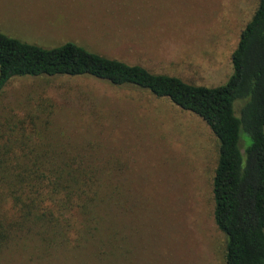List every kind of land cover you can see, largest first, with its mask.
I'll use <instances>...</instances> for the list:
<instances>
[{"label":"rangeland","instance_id":"obj_1","mask_svg":"<svg viewBox=\"0 0 264 264\" xmlns=\"http://www.w3.org/2000/svg\"><path fill=\"white\" fill-rule=\"evenodd\" d=\"M257 5L0 0V32L42 48L72 42L154 74L217 87L232 73L231 54ZM25 118L41 128L21 132L30 146L53 151L57 143L91 177L87 195L101 201L94 209L98 235L81 250L53 255L48 180L27 217L16 194L0 199V264H225V239L212 215L217 143L200 118L131 85L13 78L0 94V125Z\"/></svg>","mask_w":264,"mask_h":264},{"label":"trees","instance_id":"obj_2","mask_svg":"<svg viewBox=\"0 0 264 264\" xmlns=\"http://www.w3.org/2000/svg\"><path fill=\"white\" fill-rule=\"evenodd\" d=\"M230 59L232 73L223 85L196 86L72 42L42 48L0 32V94L13 78L90 77L146 90L197 116L217 143L212 215L225 239V264H264V0H258ZM26 119L0 125V199L16 194L19 211L27 217L50 180L53 255L92 245L98 235L94 209L101 201L92 203L87 195L91 177L57 143L53 151L30 146L21 132L28 128L35 135L41 128ZM3 236L0 222V246Z\"/></svg>","mask_w":264,"mask_h":264}]
</instances>
